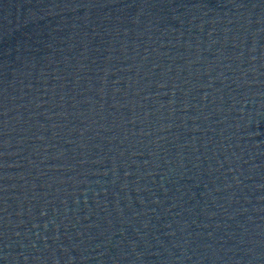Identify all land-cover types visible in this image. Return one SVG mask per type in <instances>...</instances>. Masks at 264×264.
Instances as JSON below:
<instances>
[{
	"label": "water",
	"instance_id": "water-1",
	"mask_svg": "<svg viewBox=\"0 0 264 264\" xmlns=\"http://www.w3.org/2000/svg\"><path fill=\"white\" fill-rule=\"evenodd\" d=\"M0 264H264V0H0Z\"/></svg>",
	"mask_w": 264,
	"mask_h": 264
}]
</instances>
